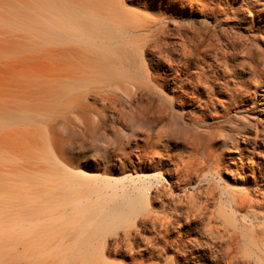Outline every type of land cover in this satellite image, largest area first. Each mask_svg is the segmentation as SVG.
<instances>
[{
    "label": "bare ground",
    "instance_id": "6f19581e",
    "mask_svg": "<svg viewBox=\"0 0 264 264\" xmlns=\"http://www.w3.org/2000/svg\"><path fill=\"white\" fill-rule=\"evenodd\" d=\"M226 1L0 0V264H207L152 202L164 168L180 183L176 167L204 163L224 116ZM262 1L235 11L264 22ZM250 62L227 107L264 116V61ZM233 112L245 140L254 116ZM217 238L211 264H235Z\"/></svg>",
    "mask_w": 264,
    "mask_h": 264
},
{
    "label": "rangeland",
    "instance_id": "374dc122",
    "mask_svg": "<svg viewBox=\"0 0 264 264\" xmlns=\"http://www.w3.org/2000/svg\"><path fill=\"white\" fill-rule=\"evenodd\" d=\"M239 5L262 9L263 1L227 0L225 3L229 18L224 29L227 35L224 49L229 54L225 67L228 86L224 85L226 104L222 110L223 118L208 124L211 136L209 155L201 154L204 163L199 166L181 164L176 167L175 172L179 170L183 174L180 183L172 180L173 177L164 168L166 190L160 191L152 202L155 209L153 215L159 220H181V224H175L176 228L172 230L189 231L195 240L192 250L207 254L204 258L207 264L213 262L215 250L212 254V246L219 243L218 234L233 245L235 264H264V116L259 105L258 108L257 105L252 107V104H248L243 109L239 103H235L227 107L232 94L238 101L245 94L242 82L252 80L250 59L264 61V55L260 56L261 52L257 51L260 48L264 52V22L257 18L254 23L248 22L251 20L249 16H245L247 21L241 20L243 16L235 11ZM236 110L240 114L254 116L250 117L252 128L248 130L245 140L236 141L230 137L233 135L231 123L235 121L233 111ZM256 130L259 131L258 135ZM166 180L174 183L168 185ZM147 216L148 212L135 221L140 224ZM119 230L120 233L124 232L123 229ZM124 230H145L140 241L143 248L155 243L149 240L155 234L147 223L137 227L134 222ZM55 231L61 233L64 230ZM115 237L108 236L110 244H114ZM167 238L172 241L175 235L169 234ZM199 239L204 242L203 248ZM157 243L164 246L162 240Z\"/></svg>",
    "mask_w": 264,
    "mask_h": 264
}]
</instances>
